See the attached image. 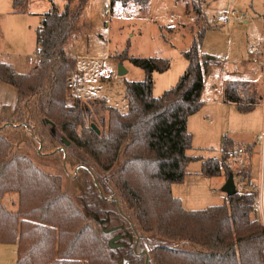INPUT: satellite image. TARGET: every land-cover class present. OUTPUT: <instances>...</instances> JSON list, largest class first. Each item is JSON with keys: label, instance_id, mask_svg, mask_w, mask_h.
Segmentation results:
<instances>
[{"label": "trees", "instance_id": "1", "mask_svg": "<svg viewBox=\"0 0 264 264\" xmlns=\"http://www.w3.org/2000/svg\"><path fill=\"white\" fill-rule=\"evenodd\" d=\"M119 1L123 6L147 3ZM26 2L13 0L15 13L24 12ZM88 2L66 0L62 11L53 7L43 15L36 31L40 66L21 74L0 63V81L18 93L11 116H5L11 110L5 107L0 117V244L17 246L16 264H118L122 259L146 264V257L125 243L110 245L109 224L117 215L108 207L123 203L145 236L166 242L148 252V264H264V216L255 189L204 210H186L172 193L173 185L185 182L189 163L198 160L188 154L193 149L188 120L205 105L207 62L200 50L208 28L200 29L184 53L188 66L177 85L161 97L153 95L154 74L167 72L170 61L130 58L126 51L119 58L145 73L143 81L126 84V113L100 98L87 102L72 95L69 105L67 86L77 59L65 47L77 39ZM238 86L227 85L225 101L251 112L255 99L243 102ZM100 114L101 131L95 122ZM28 144L36 146L38 155L76 167L73 181L81 195L73 198L63 190L60 176L20 153ZM231 150L225 142L220 159L199 157L201 175L234 176ZM237 169L243 181H250V160L245 169ZM96 171L110 175L100 179ZM108 181L120 199L105 195ZM9 194L18 195L16 211L3 203Z\"/></svg>", "mask_w": 264, "mask_h": 264}, {"label": "rangeland", "instance_id": "2", "mask_svg": "<svg viewBox=\"0 0 264 264\" xmlns=\"http://www.w3.org/2000/svg\"><path fill=\"white\" fill-rule=\"evenodd\" d=\"M27 1L28 7L25 5L24 12L15 13L13 0H0V63L12 64L18 73L29 72L36 67L29 62V57L36 53V31L40 26L39 18L35 15L48 13L53 3L62 11L65 3V0ZM254 4L255 7L252 9L236 0H147L146 4L133 2L123 6L119 0H89L83 13V27L77 33V39L65 47L68 54L77 59V69L73 78L78 83V88L73 90L67 86L68 104L73 103L72 95L87 102L100 98L108 106L126 113L128 111L126 84L143 81L145 73L129 59H121L119 56L127 51L130 58H162L170 61L171 67L167 72L154 74L153 95L158 98L177 85L188 66L184 53L191 48L200 29L203 26L208 28L200 50L207 62L203 95L207 105L204 111L193 117L188 124V130L193 134V149L188 154L198 160L193 159L189 163L185 182L174 186V194L182 199L184 208L188 210H204L223 204L227 195L223 190V178L202 176L199 157L205 160L220 159L223 138L227 134L233 135L240 143L256 144V153L254 154L253 150L250 155L253 174L256 180L264 178V157L263 154H259L260 147L257 143L258 137L264 135V68L262 69L264 62L261 53H258L262 47H259L256 39L257 27H264V0H255ZM195 8L202 11L205 19H202ZM232 11L238 12L240 17L245 16L250 22L248 24H244V21L236 22L216 30L215 26H222V21H225ZM251 20H254V23ZM260 33L263 37L264 29H261ZM251 46L255 51L250 49ZM259 60L260 63L257 62ZM121 70H126L127 73L120 75ZM245 73H250L253 86L249 89L238 84L240 92L246 98L252 93L257 103L262 106L256 104L249 114L241 115L236 114L234 108H222L216 104L220 84L224 80L248 77ZM2 96L0 93V98ZM12 100L8 97L4 102L10 103ZM13 111L11 108L5 116L10 117ZM230 113L240 118L236 120L231 118L230 126L227 128L226 119ZM206 114L211 117L204 122ZM101 115L96 116L95 120L100 131L105 128L100 120ZM243 118L246 119L245 127L240 120ZM206 127L212 134L208 144L204 139ZM28 145H22L20 153L29 156L44 172L60 176L63 190L73 198L81 195L73 181L76 167L66 165L64 161L50 156L38 155L36 146ZM229 163L234 168L237 189L241 190L242 183L249 186V182L243 181L238 175V167H235L233 162ZM96 173L100 179L110 175V172ZM107 185L109 190L105 195L119 198L110 181ZM3 203L9 210L16 211L18 195H7ZM108 208L117 215L109 224V228L113 230L108 236L109 239L116 238V235L122 237L127 233L124 237L127 240H120L119 243L115 241L116 245L125 243L130 251L138 242L137 252L143 255L144 251L151 252L159 242H164L151 235L145 236L133 219V214L123 203L118 204L117 208L114 205H109ZM120 228L122 231H119ZM128 236L134 239L132 244L128 241ZM15 248L13 245L0 244V264H16ZM120 262L128 264V260L125 259Z\"/></svg>", "mask_w": 264, "mask_h": 264}, {"label": "crops", "instance_id": "3", "mask_svg": "<svg viewBox=\"0 0 264 264\" xmlns=\"http://www.w3.org/2000/svg\"><path fill=\"white\" fill-rule=\"evenodd\" d=\"M66 1V0H65ZM238 1H240V3L241 2H243V3H245V5H248V6H250L252 9L255 7V4H254V1L255 0H236V2H238ZM65 4V3H64ZM26 6L28 7V1L26 2ZM53 7H57V6H55V4L53 3V5H52ZM52 7V8H53ZM51 8V9H52ZM58 8V7H57ZM28 9V8H27ZM50 9V10H51ZM44 15V14H43ZM43 15H38V16H36L35 15V17H38L39 18V23L41 24L42 23V20H43ZM247 20V19H246ZM244 21V22H243ZM252 21V20H251ZM258 21H261V20H258ZM239 23V22H243L244 24H248L249 22H248V20L247 21H245V20H233L232 22H230V23H227L226 22V19H225V21H222V26H215L216 28V30H220L223 26H229V25H232L233 23ZM253 23H254V20L252 21ZM263 23H264V20H263ZM261 29H264V27H261V26H258L257 27V29H256V39H257V41H258V43H259V47H262V49L261 48H259V52H258V50H257V52L258 53H261V55H262V61L264 62V36L262 37L261 36V33H260V31H261ZM249 36L250 35H248L247 37L249 38ZM206 37V36H205ZM251 50H253V51H255V49H254V47H252L251 46V48H250ZM256 49H258V48H256ZM261 49V50H260ZM37 50V49H36ZM262 51V52H261ZM258 63H260L261 62V60H259V61H257ZM12 65V64H11ZM13 66V65H12ZM264 67H263V65H262V69H263ZM31 70V69H30ZM29 70V71H30ZM26 73H29V72H25V73H23V72H21V74H26ZM246 75H248V77L247 76H244V78H240V80H224L223 81V83L222 84H220V94H219V98L215 101V103L216 104H218L220 107H222V108H226V107H228V108H234L235 109V111H236V114H241V115H246V114H249V112H247V113H244V112H241L238 108H237V106H236V104H234V103H229V102H226L225 101V91H226V87H227V85L228 84H230V83H237V84H242L243 86L245 85L246 87H249V89L250 88H252V86H253V81H252V79H251V77H250V73H245ZM9 85H7V84H5V83H3V82H1L0 81V93H2L3 94V96L0 98L2 101L0 102V117L2 116V114H3V111H4V108L5 107H7V108H15L16 107V105H17V100H18V93H17V90L14 88V87H12V86H10L11 88H13V89H11L10 87H8ZM16 90V91H15ZM239 94H240V97L242 98V101L243 102H247V101H249L250 99H255L254 101H255V105L257 104V105H261L262 106V104H258L257 103V99H256V97L251 93L249 96H247V98H246V96L243 94V93H241L240 92V90H239ZM203 95H204V92H203ZM11 98V102L10 103H7V102H4V100L5 99H7V98ZM202 98H203V96H202ZM204 101V100H203ZM206 105H207V102H206V104L204 105V107L202 108V110L199 112V113H197V114H195V115H193V116H191L190 118H189V120H188V124H189V122H190V120L193 118V117H195V116H197V115H199V114H201L203 111H204V109H205V107H206ZM254 105V106H255ZM232 116V117H231ZM209 117H211L210 115H208V114H206L205 115V121L204 122H207L208 120H207V118H209ZM231 118L233 119V120H236V119H239L240 117H237L236 115H234V114H228V118L226 119L228 122H227V128L230 126L229 125V123H230V120H231ZM240 120H242V125L245 127L246 126V124H245V118H243V119H240ZM203 125V124H202ZM235 125H238V123H235ZM227 133H229L228 131H227ZM211 133H210V131H209V129L206 127L205 128V132H204V139H205V142L208 144V143H210V139H211ZM225 142H228V143H230L231 145H232V148L234 149V147H237V146H242V145H246V146H251V147H253V149H254V154L256 153L255 152V149H256V144L254 145H252V144H245V143H240L239 142V140H237L236 138H234V136L233 135H230V134H227L226 136H224V138H223V143H222V149H223V146H224V144H225ZM254 154H253V156H254ZM259 154H261V150H260V153ZM194 158H196V157H194ZM250 158H251V156L249 157V159H248V161L250 160ZM218 159V158H217ZM203 176V175H202ZM205 177V176H204ZM205 178H208V177H205ZM216 178H223V180H224V182H222L223 183V185L225 186V184H226V182H227V179H226V177L224 176V175H222V176H220V177H216ZM235 179V178H234ZM262 179L263 178H260L259 180H256L255 178H254V174H253V167H252V173H251V179H250V181H248L249 182V186H245L243 183L241 184V190L239 191L238 189H237V191L239 192V193H249V192H251L252 190H253V188H252V186H250V183H252L254 186H258V185H260L261 184V182H262ZM176 185H179V184H176ZM174 186L175 185H173L172 186V193H173V195L176 197V198H179V196H177L176 194H174ZM236 188H237V186H236ZM228 195H226V197L224 198V202H223V204L224 203H226L227 201H228ZM181 201H182V199L181 198H179ZM182 204H183V201H182ZM222 205V204H221ZM216 206V205H215ZM184 207V206H183ZM186 209V208H185ZM186 210H188V209H186ZM189 210H191V209H189ZM263 216H264V214H263ZM13 246H15L16 248V250H17V246L16 245H13ZM17 253V252H16Z\"/></svg>", "mask_w": 264, "mask_h": 264}, {"label": "built area", "instance_id": "4", "mask_svg": "<svg viewBox=\"0 0 264 264\" xmlns=\"http://www.w3.org/2000/svg\"><path fill=\"white\" fill-rule=\"evenodd\" d=\"M247 18L245 16H241L236 11H232L229 16L226 18V22L230 23L233 20H246ZM29 62L33 63L36 67L40 66L43 62V57L41 55V51L38 50L36 53L29 57ZM68 88L70 89H77L78 83L75 81V79L72 77L69 81ZM257 143L259 144L261 155L264 157V135H261L257 139ZM253 147L251 146H237L235 149L231 150L229 152V160L230 162H233L239 169L243 170L247 166V158L252 155ZM264 164V161H263ZM250 186L255 189L260 195V202H261V211L264 214V178L262 179V182L258 186H254L252 183H250Z\"/></svg>", "mask_w": 264, "mask_h": 264}, {"label": "water", "instance_id": "5", "mask_svg": "<svg viewBox=\"0 0 264 264\" xmlns=\"http://www.w3.org/2000/svg\"><path fill=\"white\" fill-rule=\"evenodd\" d=\"M209 59H211V57H210ZM126 73H127L126 70H123V71L121 70V71H120V75H125ZM92 127H93V129H94L95 131H97L98 134H100V131L97 129V127H96L95 125H92ZM67 143H68V142H67ZM223 190H224V192L228 195V197H232V196H234L235 194L238 193V192H237L236 185H235V179H234V176H233L232 174L229 176V178H228V180H227V182H226V184H225ZM120 238H121V237L114 238V239L110 242L111 247H113V248H117V247L121 246V245H116V244H115V241H117V240L120 239ZM137 245H138V242H136L135 247H134L135 252H137ZM143 255L146 256V264H148V260H149L148 252L144 251V252H143ZM120 263H121V262H120ZM120 263H119V264H120Z\"/></svg>", "mask_w": 264, "mask_h": 264}, {"label": "flooded vegetation", "instance_id": "6", "mask_svg": "<svg viewBox=\"0 0 264 264\" xmlns=\"http://www.w3.org/2000/svg\"><path fill=\"white\" fill-rule=\"evenodd\" d=\"M121 228H122V227H121ZM121 228L119 229V231H122ZM125 235H127V233L124 234V235L121 237V238H123V239L120 238V239H118L116 242L119 243L120 240L124 241V240L126 239V238H124ZM116 236L119 237V236H121V235H116ZM116 236H115V237H116ZM117 237H116V238H117ZM126 240H127V239H126ZM128 241L132 244V242L134 241V239H132L131 236H128ZM117 245H124V244H123V243H120V244H117ZM119 247H120V246H119Z\"/></svg>", "mask_w": 264, "mask_h": 264}]
</instances>
